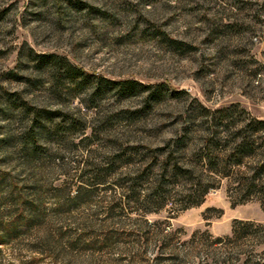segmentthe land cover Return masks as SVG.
Here are the masks:
<instances>
[{"label":"rangeland","instance_id":"374dc122","mask_svg":"<svg viewBox=\"0 0 264 264\" xmlns=\"http://www.w3.org/2000/svg\"><path fill=\"white\" fill-rule=\"evenodd\" d=\"M130 80L150 87L109 82ZM248 119L264 120V0H0V264H262L264 194L233 188L245 164L198 160ZM167 159L207 178L201 202L148 200ZM30 205L46 215L26 225Z\"/></svg>","mask_w":264,"mask_h":264},{"label":"trees","instance_id":"16d2710c","mask_svg":"<svg viewBox=\"0 0 264 264\" xmlns=\"http://www.w3.org/2000/svg\"><path fill=\"white\" fill-rule=\"evenodd\" d=\"M46 57L47 60L51 62L58 61L57 58H54L55 55L53 54H47ZM65 70L68 73L69 77H71V79L74 76L80 74L79 69L71 65H67L65 67ZM109 82L115 83L117 85L119 84L118 89L122 93L124 92L122 90H131L132 88L136 87V85H139L143 88L150 87L141 85L134 80H130L128 82ZM150 92L151 93L147 94L148 97L152 96V94H155L154 92H156V90L153 88ZM45 112L46 114L52 113V111ZM34 113L36 116L41 115V113H38L37 111H35ZM223 116L224 117L219 116L218 120H221L222 118L225 119L227 117V115ZM30 121L32 122L30 123V130L33 129V126H35V124H40L34 116L32 117V119H30ZM233 134L234 135L231 139V142L229 143V145H227L228 147H225V153L220 157L216 153H211V151L208 149V145L211 142L213 144H217L216 130L210 132V139L206 140L205 143L207 149L206 151H204V153L199 155V163H201L205 170L217 172L218 174H221V171L217 169L219 167L222 169H228L231 166L245 164L246 173H244L239 180L236 179L237 181L233 184V188L242 187L244 192H251L255 190L264 194V152L261 151L260 157L258 156L253 164L245 163V159L251 158L253 155L257 154L253 150L255 138L262 134V138L264 141V120L248 119L244 121L238 128H236ZM25 138H27L26 141L30 139L31 141L29 142H32V140H34V133L28 131V136L26 135ZM194 169L195 168L193 166L191 167L182 165L175 159L171 161L170 159L165 160L164 163L160 165L159 172L154 178L156 182L154 187L156 188L152 190V193H148L149 196L146 194L148 196V200L152 201L154 200V198H157V200L161 199L162 202L169 200L170 203L174 204L186 202L187 205L185 206L201 202V200L203 199V195L209 188V181H207V178L202 176L201 171H199V173H195L196 171H194ZM125 177L126 180L119 183V185L123 195L126 197V202L137 201L139 193L137 192L136 188L140 183V179L143 178L142 172H130ZM164 185H177L179 189L185 188V190L182 191L183 193L182 195L180 194L179 198H173V195L169 193L168 189L164 190L161 188ZM244 198L245 197H242L240 200H243ZM50 213L51 215H54L59 213V210L53 208ZM43 215H46L43 209L39 208L38 206L30 205L22 215V220L24 224L31 225L36 218H41ZM19 217L21 218V216ZM231 232H235L234 224H232L231 226ZM262 264H264V262Z\"/></svg>","mask_w":264,"mask_h":264}]
</instances>
